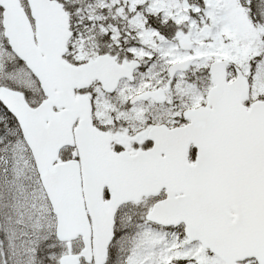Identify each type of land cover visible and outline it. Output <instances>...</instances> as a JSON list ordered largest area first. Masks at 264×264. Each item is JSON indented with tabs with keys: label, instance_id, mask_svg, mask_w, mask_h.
Returning <instances> with one entry per match:
<instances>
[{
	"label": "snow or ice",
	"instance_id": "6c2138e0",
	"mask_svg": "<svg viewBox=\"0 0 264 264\" xmlns=\"http://www.w3.org/2000/svg\"><path fill=\"white\" fill-rule=\"evenodd\" d=\"M0 264H264V0H0Z\"/></svg>",
	"mask_w": 264,
	"mask_h": 264
}]
</instances>
